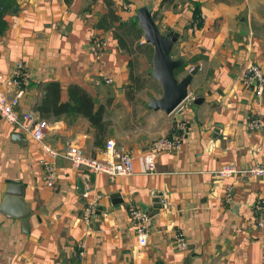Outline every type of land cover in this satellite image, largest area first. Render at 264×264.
<instances>
[{
  "label": "crops",
  "instance_id": "1",
  "mask_svg": "<svg viewBox=\"0 0 264 264\" xmlns=\"http://www.w3.org/2000/svg\"><path fill=\"white\" fill-rule=\"evenodd\" d=\"M113 1L123 21L147 6L162 33H178L172 52L178 44L181 51L172 56L184 60L181 78L199 66L189 90L201 101L171 114L150 108L141 128L116 133L115 115L135 100L126 93L130 62H137L142 73L144 52L131 55L112 29L97 27L107 12L106 0H0V81L18 61L30 75L18 109L38 112L52 80L62 85V101L75 84L106 106L110 126L104 136L88 118L75 115L50 120L46 142L64 151L72 140L102 158L107 140L114 139L136 154L134 174L115 177L76 169L60 155L50 185L40 164V143L0 115V264H264V227L256 222L264 181L247 172L264 153V129L248 127L254 116L264 124V92L258 96L241 78L251 64L264 68V0ZM143 38L142 30L136 44L143 42L141 48L154 53ZM151 80L161 97L160 82ZM15 89L9 87L10 95ZM181 127L180 148L160 153L158 172L147 174L141 153ZM225 165L237 172L216 176ZM13 180L24 187L23 218L2 211ZM87 190L89 196L102 195L90 224L82 218ZM131 207L150 212L145 246L139 244ZM179 233L186 249L175 246ZM79 243H85L82 260Z\"/></svg>",
  "mask_w": 264,
  "mask_h": 264
},
{
  "label": "built area",
  "instance_id": "2",
  "mask_svg": "<svg viewBox=\"0 0 264 264\" xmlns=\"http://www.w3.org/2000/svg\"><path fill=\"white\" fill-rule=\"evenodd\" d=\"M1 5V4H0ZM193 67L190 69V71ZM30 75L25 66V63L18 61L14 64L11 73L0 81V115L10 124L18 127L24 134L37 141L41 145L44 156L40 159V164L45 173L46 182L53 185L56 180V164L55 161L60 155H65L71 162V165L76 169H87L94 173H105L110 177L132 175L135 172V157L136 154L131 150L118 146L114 139H108L105 146V151L102 158H96L87 154L85 148L77 142L69 140L66 142V148L61 151L46 142L47 130L50 126V121L40 117L39 113L34 109L20 110L18 109L21 100L27 94ZM242 82L246 85L254 87V91L258 96L264 92V68L259 64L249 65L243 72ZM112 79L107 78V82ZM3 84V88H2ZM15 86L16 89L12 95L8 92L9 87ZM196 99V95L192 91L188 94L179 107L189 105ZM178 107V108H179ZM248 127L252 130L264 129L260 117H252L248 122ZM181 132L176 135L161 136L154 139L149 147L141 153V159L145 165L146 173L149 175L158 172V156L165 151L178 150L183 138L184 128H180ZM183 131V132H182ZM237 172V169L232 165H225L215 172L218 177H229ZM247 172L251 176L259 177L264 181V153L261 160L252 165ZM90 191L83 193L88 200L87 206L83 213V220L87 224L92 222L94 213L102 198L100 193H94L89 196ZM163 206L167 207L164 201ZM259 210V216L256 220L259 227H264V198H261L256 203ZM129 215L136 226L137 237L139 244L145 246L148 244V239L151 231V215L150 212L142 210L139 207H131ZM187 241L184 236L179 233L175 238V246L178 249H186ZM78 256L82 260L85 256V243L78 244ZM80 264H84L81 261Z\"/></svg>",
  "mask_w": 264,
  "mask_h": 264
},
{
  "label": "trees",
  "instance_id": "3",
  "mask_svg": "<svg viewBox=\"0 0 264 264\" xmlns=\"http://www.w3.org/2000/svg\"><path fill=\"white\" fill-rule=\"evenodd\" d=\"M65 1L71 4L73 0ZM106 5L108 8L107 12L98 20L97 27L112 29L119 45L131 55L135 56L136 51H147L148 47L147 49L141 48V45H144L143 42L136 44L137 40L142 38V29L138 27L137 17L134 15L129 20L123 21L115 10L113 0H106ZM130 66L131 82L127 86L126 93L127 98L133 101L136 98V93L144 87L147 79L140 73L137 62L131 60ZM61 94L62 85L59 81L52 80L45 85L44 94L38 106L41 118L55 121L81 115L89 119L97 135H105L110 126V121L105 117V105L98 103L89 92L75 84L68 87V100L62 101Z\"/></svg>",
  "mask_w": 264,
  "mask_h": 264
},
{
  "label": "water",
  "instance_id": "4",
  "mask_svg": "<svg viewBox=\"0 0 264 264\" xmlns=\"http://www.w3.org/2000/svg\"><path fill=\"white\" fill-rule=\"evenodd\" d=\"M136 17L138 25L143 30L145 42L151 44L154 48L152 76L160 82L163 89V95L159 98L153 97L150 100L149 107L154 110L161 109L171 114L186 98L189 85L192 82L193 76L197 74L199 66L193 67L187 75L178 79L177 72L184 66V60L172 56V49L178 39V33L174 31L167 34L162 33L152 11L147 6L140 8L137 11ZM199 101L201 99H197L195 102L198 103ZM23 188L20 181H11L7 190V201H5V207H2V211L22 218L27 216L19 205L24 193ZM13 201H17L18 203L10 205L9 202Z\"/></svg>",
  "mask_w": 264,
  "mask_h": 264
},
{
  "label": "rangeland",
  "instance_id": "5",
  "mask_svg": "<svg viewBox=\"0 0 264 264\" xmlns=\"http://www.w3.org/2000/svg\"><path fill=\"white\" fill-rule=\"evenodd\" d=\"M180 51L181 48L180 45L178 44L176 49L172 52L173 56L178 57ZM141 56H142L141 57L142 61H144L143 64L141 65L142 75L144 78L147 79V82L145 83L144 87L136 93V98L133 101V103L130 105V107L121 108L120 110L121 113L115 115V116H119V119L117 117H114L119 121L114 122L113 124V126H116L114 129L115 130L117 129L116 133L118 134L123 133L125 130L126 131L128 130L126 133H129V131H136L138 128H141L143 126L144 121H146L143 117V114L152 113L149 107L150 100L153 97L156 98L160 97V89L158 85L154 82V80H151L153 79V76L151 74L153 69V61H152L153 53L150 51H146L142 53ZM182 75L183 74L181 71L177 72L178 79H181ZM191 91L194 93L193 90ZM146 127L151 128L152 123L148 122ZM128 128L131 130H129ZM124 138L128 139L126 135H124Z\"/></svg>",
  "mask_w": 264,
  "mask_h": 264
}]
</instances>
